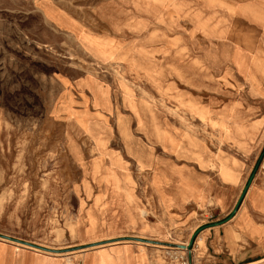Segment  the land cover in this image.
<instances>
[{"label":"rangeland","instance_id":"374dc122","mask_svg":"<svg viewBox=\"0 0 264 264\" xmlns=\"http://www.w3.org/2000/svg\"><path fill=\"white\" fill-rule=\"evenodd\" d=\"M247 1L0 0V232L80 264L83 224L163 202L145 158L172 187L192 156L213 171L218 126L197 111L243 96L264 114L237 74L201 82L197 59L232 30L261 33L239 29ZM167 220L169 243L191 237Z\"/></svg>","mask_w":264,"mask_h":264},{"label":"crops","instance_id":"0c3cea01","mask_svg":"<svg viewBox=\"0 0 264 264\" xmlns=\"http://www.w3.org/2000/svg\"><path fill=\"white\" fill-rule=\"evenodd\" d=\"M240 9L245 27L239 29L261 33L232 30L210 40L209 48L197 55L205 77L201 82H214L217 71L230 77L237 74L254 100H264V0H248ZM198 112L218 126L223 148L204 156L214 160L213 171L210 166L201 169L192 156L190 166L176 169L172 187L167 170L145 158L143 165L152 167L148 170L163 202H117L115 222L83 224L81 236L91 242L86 249L73 251H84L80 264H264V173L258 170L264 150L262 104L241 96ZM245 188L237 212L224 222ZM144 209L155 217L149 219ZM170 213L193 230L186 242L175 243L187 244L195 235L191 251L128 239L169 243ZM60 254L0 237V264H64Z\"/></svg>","mask_w":264,"mask_h":264},{"label":"water","instance_id":"95a60500","mask_svg":"<svg viewBox=\"0 0 264 264\" xmlns=\"http://www.w3.org/2000/svg\"><path fill=\"white\" fill-rule=\"evenodd\" d=\"M246 189L241 193L240 197L238 198L237 200V203L235 204L233 210H232V213L230 214V216L224 221L226 222L227 220H229L238 210L245 194H246ZM0 237L2 238H6V239H9V240H15V241H18V242H21L25 245H29V246H33V247H37V248H40V249H43V250H46V251H49V252H58V250H55V249H51V248H46V247H42V246H38V245H35V244H32L30 242H27V241H22L20 239H16V238H12L8 235H5V234H0ZM128 239H133V240H137V241H144V242H148V243H155V244H163V245H166V246H169V247H175V248H182V249H187L189 251H191V248H192V245H193V242H194V239H195V235L192 237V239L190 240L189 244L185 245V244H175V243H162V242H157V241H152V240H143V239H139V238H128ZM113 241V240H112ZM109 242V241H108ZM95 244H92L90 246H93Z\"/></svg>","mask_w":264,"mask_h":264},{"label":"built area","instance_id":"2783aa9c","mask_svg":"<svg viewBox=\"0 0 264 264\" xmlns=\"http://www.w3.org/2000/svg\"><path fill=\"white\" fill-rule=\"evenodd\" d=\"M258 170L264 173V150H263L262 155L260 157V161L258 164Z\"/></svg>","mask_w":264,"mask_h":264},{"label":"bare ground","instance_id":"6f19581e","mask_svg":"<svg viewBox=\"0 0 264 264\" xmlns=\"http://www.w3.org/2000/svg\"><path fill=\"white\" fill-rule=\"evenodd\" d=\"M188 244V243H187ZM187 244H185V245H187ZM82 249H86V248H81V249H79V250H82ZM55 250H58V252H51V253H61L60 252V250L59 249H55ZM63 250H65V249H63ZM68 250V249H67ZM78 251V250H77ZM65 253L67 252V251H64ZM69 252H73V251H69ZM68 253V252H67Z\"/></svg>","mask_w":264,"mask_h":264}]
</instances>
